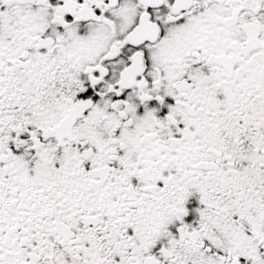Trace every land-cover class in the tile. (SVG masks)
<instances>
[{"label":"snow or ice","instance_id":"obj_1","mask_svg":"<svg viewBox=\"0 0 264 264\" xmlns=\"http://www.w3.org/2000/svg\"><path fill=\"white\" fill-rule=\"evenodd\" d=\"M0 264H264V0H0Z\"/></svg>","mask_w":264,"mask_h":264}]
</instances>
